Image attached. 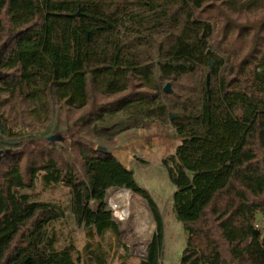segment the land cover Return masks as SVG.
I'll list each match as a JSON object with an SVG mask.
<instances>
[{
  "label": "trees",
  "instance_id": "obj_1",
  "mask_svg": "<svg viewBox=\"0 0 264 264\" xmlns=\"http://www.w3.org/2000/svg\"><path fill=\"white\" fill-rule=\"evenodd\" d=\"M10 37L0 81V264L106 262L74 243L57 249L51 228L66 211L35 201L39 179L45 191L70 190L78 228L111 232L120 248L109 191L141 196L156 231L140 264H160L156 204L133 171L97 150L154 124L181 140L163 161L187 235L181 264H264V238L253 230L264 214V0H0V51ZM76 127L67 157L51 143L24 150L29 138Z\"/></svg>",
  "mask_w": 264,
  "mask_h": 264
},
{
  "label": "rangeland",
  "instance_id": "obj_2",
  "mask_svg": "<svg viewBox=\"0 0 264 264\" xmlns=\"http://www.w3.org/2000/svg\"><path fill=\"white\" fill-rule=\"evenodd\" d=\"M10 39L11 37L8 40ZM245 50L246 46L243 47L242 52ZM111 100H114V98H98L100 104L108 103ZM79 114L73 113L70 117L73 119ZM45 125L46 123L44 125L37 124L35 126L36 131L40 130V132H43ZM28 131L26 132L27 134H29ZM78 132L79 127L64 131L60 133L64 138V142L54 144L55 148L59 149L65 157L68 156L72 142L75 141V136ZM47 138H29L30 140H28L24 150L27 153H32L44 149L49 144ZM180 142V138L171 125L154 124L147 129H135L125 132L117 136L110 144L104 143L105 147L126 169L134 172L137 182L148 192L158 208L164 228L160 264H181L182 252L185 250L187 242V235L183 225L177 221L173 211L175 188L170 183L168 174L163 167V161L175 153V149ZM119 191H122V189L110 190L107 203L114 221L120 226L119 241L124 248H120L117 245V238L111 232H107L104 236H99L95 232L92 233L76 226L71 209L72 195L68 188L59 185L45 191L39 179L34 195L36 202L61 206L66 211V218L56 222L51 228V232L56 235V247L58 250H62L74 243L84 256H89L92 250L101 254L106 260L105 264H140V261L147 254L152 236L156 231V224L147 201L133 193L137 204L141 207L142 217L148 224V230L145 234L146 249H143L142 246H133L132 240L127 237V235H130L129 231L124 230L123 223L118 220L112 207V197Z\"/></svg>",
  "mask_w": 264,
  "mask_h": 264
},
{
  "label": "bare ground",
  "instance_id": "obj_3",
  "mask_svg": "<svg viewBox=\"0 0 264 264\" xmlns=\"http://www.w3.org/2000/svg\"><path fill=\"white\" fill-rule=\"evenodd\" d=\"M112 207L118 220L123 223L124 230L129 231L130 235L127 237L132 240V245L146 249L145 234L148 224L142 217L141 207L137 204L133 192L122 190L115 193L112 197Z\"/></svg>",
  "mask_w": 264,
  "mask_h": 264
},
{
  "label": "water",
  "instance_id": "obj_4",
  "mask_svg": "<svg viewBox=\"0 0 264 264\" xmlns=\"http://www.w3.org/2000/svg\"><path fill=\"white\" fill-rule=\"evenodd\" d=\"M11 39L8 40L5 43V45L3 46V48L0 51V81L3 80V79H5L7 77V74H4L3 71L1 70V63H2V58H3V55H4V51L7 48L8 44L10 43ZM164 91L166 93L171 92L172 91L171 84H167L166 87H165V89H164ZM57 142H60V143H63L64 142V138H63V136L61 134L54 135V136H52V137H50L48 139V143L56 144ZM97 150L100 151V152H102V153H104V154L111 153L107 148L99 147V148H97ZM254 235L258 237L260 234H259V232H254ZM145 257H147V254H146Z\"/></svg>",
  "mask_w": 264,
  "mask_h": 264
},
{
  "label": "built area",
  "instance_id": "obj_5",
  "mask_svg": "<svg viewBox=\"0 0 264 264\" xmlns=\"http://www.w3.org/2000/svg\"><path fill=\"white\" fill-rule=\"evenodd\" d=\"M253 230L254 232H259L264 238V214L257 215L253 224Z\"/></svg>",
  "mask_w": 264,
  "mask_h": 264
}]
</instances>
